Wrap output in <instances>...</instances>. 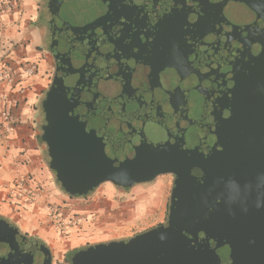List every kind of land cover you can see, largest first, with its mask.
I'll return each mask as SVG.
<instances>
[{
  "label": "water",
  "instance_id": "water-1",
  "mask_svg": "<svg viewBox=\"0 0 264 264\" xmlns=\"http://www.w3.org/2000/svg\"><path fill=\"white\" fill-rule=\"evenodd\" d=\"M199 1L197 34L173 46L163 0H47L55 68L40 138L59 187L83 197L175 175L155 242L92 245L90 264H264V0ZM149 22L163 45L140 46ZM24 255L50 264L0 217V264Z\"/></svg>",
  "mask_w": 264,
  "mask_h": 264
},
{
  "label": "crops",
  "instance_id": "crops-1",
  "mask_svg": "<svg viewBox=\"0 0 264 264\" xmlns=\"http://www.w3.org/2000/svg\"><path fill=\"white\" fill-rule=\"evenodd\" d=\"M47 20L43 0H15L11 10H0V216L14 222L21 231L41 239L52 250L59 246L62 237L53 228L46 210L47 202L55 197L44 188L40 202H27L24 195L26 190H36L37 183L43 186L41 176H54L40 138L41 103L54 69ZM7 110L12 114V122L4 118ZM19 181L22 184L15 186ZM98 191L94 200L85 206L82 203L89 201L86 196L56 201H64L65 206H69V202L73 204L72 208L64 209L66 214L96 213L95 227L100 229L105 227L102 218L109 217L107 212L114 211L115 203L110 187L101 186ZM89 220L87 218L82 230L68 233H71L67 240L71 244L69 249L84 244L89 232L86 228L93 223L89 224Z\"/></svg>",
  "mask_w": 264,
  "mask_h": 264
},
{
  "label": "rangeland",
  "instance_id": "rangeland-1",
  "mask_svg": "<svg viewBox=\"0 0 264 264\" xmlns=\"http://www.w3.org/2000/svg\"><path fill=\"white\" fill-rule=\"evenodd\" d=\"M170 182L171 176L164 175L157 177L154 181L138 184L128 189H121L110 182H104L100 184L93 192H90L86 195V197H89V201L82 203V205L85 206L90 204V201L92 202L94 200L93 197L97 196L96 194L97 192H99L98 189H100L101 186H108L110 187L112 192L111 195L115 203V208L112 213L107 212V214L109 215L108 218H102V223L105 227H102L100 229H96L95 227L97 226V214L94 212H90L88 214L90 217L89 224L92 222L93 223L88 228H86V231L88 230L89 232L88 236L86 235V239L83 240V243L85 244L96 241H105L113 238L128 237L156 224L158 220H161L165 214L163 212V205L164 201H167ZM41 183L43 184V186L37 183L38 185L36 187V190L30 189L36 194V198L32 202L42 201L41 191L45 189L44 191L52 194V196L55 197V200H50V202H47L46 210L48 212L51 206H59L62 209V212H64L65 208L73 207V204L71 202H69V206H65L64 201L61 203L56 201L65 197H69L70 200L72 198L62 191V189L57 184L54 176L49 174L46 177L41 176ZM161 188L163 190V194L161 195L160 192V196L156 197L155 193H158L160 191H158V189ZM27 191L29 190H26L24 193H26ZM164 196H166V199L164 198ZM27 202L32 203L31 201ZM115 211H117V213H114ZM85 222H83L79 230H82ZM106 227H108V230L103 231V229H106ZM73 230L77 229L72 228L69 231L71 232ZM55 231L63 237H60L61 239L59 240V246L52 249L55 257L60 259L62 253L68 250L69 246L71 245L69 242H67L71 233L65 235L62 232H58L56 229Z\"/></svg>",
  "mask_w": 264,
  "mask_h": 264
},
{
  "label": "flooded vegetation",
  "instance_id": "flooded-vegetation-1",
  "mask_svg": "<svg viewBox=\"0 0 264 264\" xmlns=\"http://www.w3.org/2000/svg\"><path fill=\"white\" fill-rule=\"evenodd\" d=\"M126 1H129V0H126ZM123 2H125V0H123ZM163 2H164V8H167L168 14H169V17L166 19V22H165L166 25H165L164 29H165L166 34H164V37L168 38L169 36H173L171 38V40L174 38V42L172 43V45L177 46V43H175V41L180 40L179 32H181L182 34L187 35V36H191V35L195 36V34H197V30L195 29V24H192V18L195 16L203 15V11L205 10V6L199 0H163ZM193 2H194L193 5H189V4H192ZM46 4H47V0H43V11H45V12L47 10ZM47 16H48V20H49V18H50L49 13L47 14ZM48 20L46 22V30L49 34ZM172 29L174 30V35H172ZM157 33H159L158 30L155 29V26H151V24L149 22L148 27L145 28L143 34L150 39V42L149 41L145 42L144 39H140V41H141L140 46L141 47H159L160 45H163L161 42H157L153 46L151 45V38L155 39V37L157 36ZM189 41H190L189 38L184 39V43L186 44V46H188V50H187L186 55H189V58L193 57V58L199 59V54L196 52V50L201 44L192 43ZM49 43H50V38H49ZM165 45L170 46V43L165 44ZM179 58L180 57H178L177 59H179ZM152 65H153V63H152ZM169 67H171V66L169 65ZM54 68H55V63H54ZM53 72H54V69H53ZM188 73L190 74V72H188ZM199 74H200V71L197 70L196 75H199ZM52 77H53V73H52ZM173 78L176 79L174 76H173ZM181 78H182V80L183 79L186 80L187 74L183 73L181 75ZM51 81H52V78H51ZM51 81H50V83H51ZM48 87H49V85H48ZM44 97H45V94H44ZM44 97H43V99H44ZM43 99H42V101H43ZM164 175L171 176V182H170L169 192H168V196H167V201H164V205H163L164 206L163 212L165 214L161 220H158V222L156 224H154L153 226H151L147 229H144L140 232H137V233H135L131 236H128V237L113 238V239H108L105 241L90 242V243H85L83 245H79L77 247L68 249L62 253L60 259L55 257L54 252L51 250V248L44 241H42L41 239H39L35 236L29 235L26 232L21 231L15 225V223L10 221L9 219H6V221L10 226H15L19 230V232L21 234H23L24 236L28 237L29 239H31L33 241L38 242L39 244L41 243L44 246H46L50 251V264H73V259H74L75 264H90V263H88L90 261H86L85 259H83L85 257L82 255V252L80 253V251L87 250L88 247H90L92 245L99 244V243L109 244V247L111 249H112V247H114L113 245H117L118 243H121L122 244L121 246H126L128 244V246H133L134 248H136L138 250L142 249L143 251H145V249L149 248L148 246H150L156 240V236L150 234L151 231L158 226L166 227L169 223V205H170V201H171V195H172V189H173V185H174L175 175L171 174V173H164V174L158 175L157 177L164 176ZM157 177H155L152 181H154ZM145 183H147V182H145ZM138 184H142V183H138ZM138 184H135V185H138ZM135 185H132L131 187H133ZM131 187H129V188H131ZM119 188H121V187H119ZM121 189H128V188H121ZM158 191H159L158 193H155L156 197L160 196V192H161V195L163 194L162 188L158 189ZM164 198L166 199V196H164ZM257 232L255 234H253V238L255 240H257L256 239L257 238V236H256ZM145 233H148V235H144ZM262 241H264V239ZM162 244H160V248H162ZM156 245H155V247H156ZM91 251L94 252L93 249ZM77 253H79V254H77ZM90 253H92V252H88V254H90ZM15 256H16V258H19L20 254L15 253ZM123 261H125V260L122 259V257H119V264H122ZM15 262H16L15 264H41L42 261H39L38 259L34 260V259L29 258V255H24L22 258L17 259ZM130 262H135V261L132 260V258H130ZM9 263L10 262L7 261V264H9ZM123 264H126V263H123Z\"/></svg>",
  "mask_w": 264,
  "mask_h": 264
},
{
  "label": "built area",
  "instance_id": "built-area-1",
  "mask_svg": "<svg viewBox=\"0 0 264 264\" xmlns=\"http://www.w3.org/2000/svg\"><path fill=\"white\" fill-rule=\"evenodd\" d=\"M14 2L15 0H0V10H11ZM7 78H9L8 74ZM4 118L7 120V122H12L13 118L10 110L4 111ZM21 184L22 181H19L17 184H15V186ZM24 195L27 201L32 202L36 198V194L32 191H27ZM48 216L53 228L65 235H67L70 232L69 230L72 228L79 230L83 222L87 221V218H90L89 215L82 213L66 214L62 212V209L59 206H51L49 208Z\"/></svg>",
  "mask_w": 264,
  "mask_h": 264
}]
</instances>
